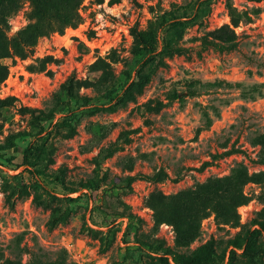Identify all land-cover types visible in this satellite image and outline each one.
<instances>
[{"label":"rangeland","instance_id":"1","mask_svg":"<svg viewBox=\"0 0 264 264\" xmlns=\"http://www.w3.org/2000/svg\"><path fill=\"white\" fill-rule=\"evenodd\" d=\"M30 9L0 7V264H264V0Z\"/></svg>","mask_w":264,"mask_h":264},{"label":"trees","instance_id":"2","mask_svg":"<svg viewBox=\"0 0 264 264\" xmlns=\"http://www.w3.org/2000/svg\"><path fill=\"white\" fill-rule=\"evenodd\" d=\"M10 0H0V7ZM30 4V11L27 18L35 20L34 23L28 24L24 29L23 33L26 34V37H35L45 36L52 32L61 31L62 28L67 26H75L79 23L81 16L79 14V7L82 4L83 0H27ZM97 4H101L104 0H96ZM119 0H107L109 6L118 3ZM39 21H47V24L44 29L38 27ZM35 44V39L31 38L29 45L33 46ZM25 53L21 52L19 57L24 58ZM8 57L7 53L1 52L0 58ZM85 100L87 98H84ZM6 99H0V104H6ZM94 111V110H93ZM91 111V112H93ZM70 133L74 132L72 126L69 127ZM146 177V176H145ZM135 176H128L126 178V185H129Z\"/></svg>","mask_w":264,"mask_h":264}]
</instances>
